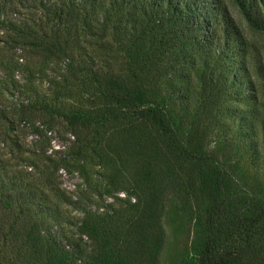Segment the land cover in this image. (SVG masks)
<instances>
[{
  "label": "trees",
  "instance_id": "trees-1",
  "mask_svg": "<svg viewBox=\"0 0 264 264\" xmlns=\"http://www.w3.org/2000/svg\"><path fill=\"white\" fill-rule=\"evenodd\" d=\"M250 34L264 37V0H0V94L18 101L0 108V264H160L170 201L196 222L182 264H264V44ZM226 117L227 148L260 180L209 149ZM42 118L72 136L63 156ZM59 205L81 215L78 240L52 233Z\"/></svg>",
  "mask_w": 264,
  "mask_h": 264
},
{
  "label": "rangeland",
  "instance_id": "rangeland-1",
  "mask_svg": "<svg viewBox=\"0 0 264 264\" xmlns=\"http://www.w3.org/2000/svg\"><path fill=\"white\" fill-rule=\"evenodd\" d=\"M251 36V34H250ZM256 44L261 47L264 44V37L251 36ZM2 43L0 42V46ZM6 58L9 55L6 52ZM19 51L15 52V56L18 57ZM11 59V58H10ZM19 64H24V58L18 60ZM49 75V73H48ZM3 79V74H0ZM15 79L21 83L22 79L20 74H15ZM258 81L259 95L264 92V88L260 86ZM0 86L1 85L0 82ZM47 93L48 82L36 79L34 81V88ZM17 95L10 96L9 94H0V108H13L17 107ZM226 111V109H224ZM261 111V108L258 109ZM224 113V112H223ZM264 114H261V118ZM47 120L42 118L35 121V125H39L41 130L46 134L44 139V147H47V141H49V147H47V154L52 158H58L63 156L62 152L68 151L69 147L73 142L72 136L65 131L63 123L59 120H55L51 126L46 124ZM222 127L219 130L216 129L209 138V149L226 148V157L229 156L231 164H235L237 171L246 179H257L260 180L263 174V165H258L254 162V159L250 156L245 155L243 151L238 148L231 151L227 148V144L235 134V124L231 119L227 118L222 120ZM25 144L29 150L32 149L33 145H36L38 139L32 135L29 130H25ZM57 179L60 184V189L67 196L75 197L78 192L84 189V183L77 174V172H65L63 170L57 173ZM120 197H123L121 194ZM110 200H108L109 202ZM59 213L61 216V222L58 226H52L51 231L55 234L56 238L61 244H65L68 238L78 240L79 236L76 234L75 224L81 218V215L73 211L70 207L65 205H59ZM161 226L164 231V246L160 254V264H182L184 259L190 257L197 242V230L195 220L185 211H182L180 204L176 201H170L167 203L164 214L161 219Z\"/></svg>",
  "mask_w": 264,
  "mask_h": 264
}]
</instances>
